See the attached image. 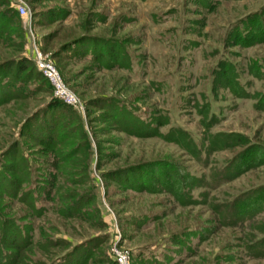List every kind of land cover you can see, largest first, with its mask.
Listing matches in <instances>:
<instances>
[{
	"label": "rangeland",
	"instance_id": "rangeland-1",
	"mask_svg": "<svg viewBox=\"0 0 264 264\" xmlns=\"http://www.w3.org/2000/svg\"><path fill=\"white\" fill-rule=\"evenodd\" d=\"M17 5L28 17L16 15ZM263 10L264 0H0V65L25 58L30 65L21 76H32L18 98L0 104V153L19 143L29 162L21 175L31 178L20 190L39 188L38 206L45 208L33 216L27 202L0 189L1 212L33 226V243L102 238L95 255L113 263L114 245L129 252L131 264L161 261L167 249L178 248L172 236L200 232L189 239L194 252L183 264H264V248L257 245L264 239V212L238 227L221 220L224 204L264 186V163L242 174L229 172L231 179L224 181L237 153L264 148V102L255 107L264 96ZM248 21L259 35L253 42H234V32ZM249 28L245 32L252 33ZM33 48L53 65L75 105L56 95ZM225 68L237 73L238 89L221 78ZM38 74L48 82L36 79ZM98 100L111 103L98 107ZM51 104L68 119L63 129L69 138L59 152L35 141L47 137L46 117L40 129L22 131L28 118ZM168 132L183 139L164 138ZM218 134L244 141L223 149L214 145ZM156 163L171 166L165 168L166 184L160 191H134L138 177L129 173ZM177 170L187 177L182 180ZM136 184L153 190L149 183ZM71 191L93 196L84 210L98 209L101 227L58 215L70 204L63 196ZM33 249V260L48 262Z\"/></svg>",
	"mask_w": 264,
	"mask_h": 264
},
{
	"label": "trees",
	"instance_id": "trees-1",
	"mask_svg": "<svg viewBox=\"0 0 264 264\" xmlns=\"http://www.w3.org/2000/svg\"><path fill=\"white\" fill-rule=\"evenodd\" d=\"M258 14V16H261L262 14L264 15L263 12H259ZM16 15L18 16L17 13ZM4 16H6V14ZM252 24L254 23L249 22L248 26L245 27L243 25L242 30L235 31L233 36L235 38L234 42H253L256 36H258L259 34L256 30H253L254 27H252L251 29L249 28ZM246 28H249L253 32H245ZM29 65V60L25 58L13 59L11 60V62L0 65V104L7 103V101L14 100L18 98V96H20L22 89L29 82L27 80L28 77L29 79L32 78L29 73L25 74V76H21L22 73L26 71ZM13 72L14 74H12ZM5 74L11 77L8 81L6 80ZM38 75L39 76H36V79H38L39 81H47L40 74ZM236 76L237 73L233 68H228L227 70L225 68L221 78L226 77L225 79H223L225 80V83H230V87H235L236 89H238L236 84L237 81L235 80ZM228 86L229 85H227L226 88L230 89V87ZM231 89L235 91V89ZM235 93H237V95H241V93L239 94L237 91H235ZM104 101L105 100L96 101V103H98V107H102V103H107V105L108 103H111ZM262 101L264 102V96L257 98V102L255 104V107L257 109H261L260 107L262 106H260V103H262ZM49 107V111L47 110L45 113L38 114L36 116L33 115L32 117L28 118L23 125L22 131H24L27 127L30 129V132L31 127H36L40 129L41 124L43 123V119L44 117H46L47 119H49V121H47L49 126L47 124V127L43 126L47 130L46 139L42 142L33 134L32 137L34 136V140L36 138L35 141L41 142V145H44L47 148H51L50 151H58L55 149L63 145V141L69 138L67 137L68 134L65 132L66 129H63V123H65V121L67 122L68 119H63L60 116L58 104H51ZM119 108L124 109L125 112L123 113L127 116L126 118L129 122L131 119L134 120L135 116L133 115V113L131 114L127 108ZM65 109H67L68 113L71 114L70 110H68L67 107L63 110L66 111ZM23 136L25 137L24 134ZM163 137L167 139L171 137V140L173 139L178 143L183 139L182 136L177 135V137H175L170 132L163 135ZM212 137H214V140H217L215 141L214 145L216 146L217 144L223 149H228L229 147L234 146L231 145V143H233L235 139L236 145H240L244 141L242 138L234 134H218ZM177 142L175 143L177 144ZM263 157L264 148L258 146H253L250 147V150H242L240 153H237L227 163L228 166L224 171V174L227 175V178H225L224 181L226 182L228 181V179H231L228 174L229 172H237V174H242L248 169H252L253 167L264 163ZM28 163V159L24 155H20L19 143L13 142L8 145L7 148H5L0 153V183H5L4 185L6 186V191L4 190L5 187L3 188L1 185L0 189L3 190V193H6L9 197H12L14 199L16 198L17 201H20L21 203L27 202L29 205V209L32 212V215L36 214L38 216L40 214L39 216H41V214L45 211V208L43 206H38V203L42 198L43 191H39V188L36 187L35 190L30 188L23 191L20 190V187H22L23 183H28L31 179L30 177H22L21 175V172L25 171V169L28 167ZM162 165L163 164L161 163H156L150 164L149 166L141 167L139 169L144 168V170L141 171L139 174L137 172L131 171L128 177H132L131 175H134L135 177L137 175L138 179L137 181H135L136 183L142 181L151 184V188L153 187V190L148 189V186L146 187L145 185H137L133 180V190L136 192L156 190L160 191L161 187L159 185H165L167 181L166 175L168 173L166 172L165 168L170 166L168 164H165V167H163ZM153 169H156L155 173L150 174L148 177H145L146 173L152 171ZM160 169H164L165 171L162 172L160 171ZM167 169L169 171V169H171V166ZM6 171L10 172L11 175L7 174ZM174 172L178 173L182 180L183 178L187 177H185L184 173L179 170ZM128 179L130 180L132 178ZM170 183L173 184L172 182ZM84 194L71 191L67 194H64V196L62 195L63 197H65L63 198L64 201L68 200L70 201V204H64L63 208L61 207L60 210L57 211L58 215L65 217V219L68 220L77 219L80 222H85L89 224L95 223L97 224V226L101 227V225H103V222L98 218V209L93 207L90 210H84V207H86L90 202L88 198L93 197L92 195H87L86 193ZM184 194L185 193L180 192L178 195L184 196ZM1 195L2 193H0V197ZM222 209L225 212V214L221 218L222 225L238 227L256 219L261 213L264 212V186H260L249 191L243 192L242 194L233 198L230 202L224 204V206H222ZM145 221L146 220H143V222H140V224L144 223ZM32 230L33 226H31L30 224H26L23 221H18L16 219L7 217L0 210V264H115L111 262V260L107 256H100L98 258L96 257L95 254L97 253V249H99L103 242L102 238H88L74 245H72L68 241L62 239H55L52 237H48L46 242L43 243L40 241L33 243V236L31 234ZM41 235L42 237L44 236V234ZM197 236H201L200 232H191L190 234L174 235L172 236L173 238H171V243L178 246L176 250L167 249L166 254H164L163 256V260L161 259V261L156 260L155 257H153L148 261L146 260L145 263L140 260L141 264H183L188 258L193 256L194 252V249L190 246L191 244L189 239ZM257 245L260 248H264V239L260 240ZM32 246L37 248L39 251L44 252L48 257V262H43L41 260H33L32 256L34 255L35 250L33 249L34 247L32 248ZM50 248L65 250L64 252L60 253L57 250L49 251L48 249ZM175 256L178 257L177 261H175ZM136 258L140 259L141 254H139Z\"/></svg>",
	"mask_w": 264,
	"mask_h": 264
},
{
	"label": "built area",
	"instance_id": "built-area-1",
	"mask_svg": "<svg viewBox=\"0 0 264 264\" xmlns=\"http://www.w3.org/2000/svg\"><path fill=\"white\" fill-rule=\"evenodd\" d=\"M17 14L22 17H28V11L24 6H16ZM32 55L39 71L54 87L56 95L64 100L69 105H75L77 103L73 94H71L64 86L58 72L53 65L48 62L36 48H33ZM110 256L115 264H131L130 254L126 250L118 248L116 245L110 251Z\"/></svg>",
	"mask_w": 264,
	"mask_h": 264
}]
</instances>
